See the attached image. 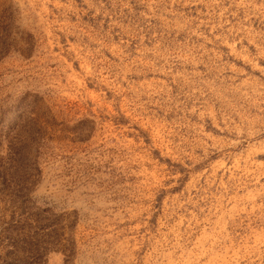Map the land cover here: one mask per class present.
<instances>
[{"label": "rangeland", "instance_id": "374dc122", "mask_svg": "<svg viewBox=\"0 0 264 264\" xmlns=\"http://www.w3.org/2000/svg\"><path fill=\"white\" fill-rule=\"evenodd\" d=\"M0 264H264V0H0Z\"/></svg>", "mask_w": 264, "mask_h": 264}]
</instances>
